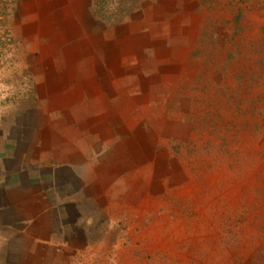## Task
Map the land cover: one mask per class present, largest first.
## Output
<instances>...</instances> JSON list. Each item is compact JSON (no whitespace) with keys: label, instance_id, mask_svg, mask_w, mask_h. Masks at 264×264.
I'll return each instance as SVG.
<instances>
[{"label":"rangeland","instance_id":"1","mask_svg":"<svg viewBox=\"0 0 264 264\" xmlns=\"http://www.w3.org/2000/svg\"><path fill=\"white\" fill-rule=\"evenodd\" d=\"M92 1L12 0L0 155L32 170L40 147L47 163L73 138H107L112 167L145 173L154 217L176 227L179 264H264V0H139L105 25ZM11 235L0 224V264Z\"/></svg>","mask_w":264,"mask_h":264},{"label":"crops","instance_id":"2","mask_svg":"<svg viewBox=\"0 0 264 264\" xmlns=\"http://www.w3.org/2000/svg\"><path fill=\"white\" fill-rule=\"evenodd\" d=\"M53 140L45 137L40 142ZM108 144L107 138L83 134L55 149L47 163L40 147L38 169L32 170L13 148L2 152L0 224L12 232L7 263L33 257L39 264H58L57 259L65 257L66 264H99L94 260L98 258L103 264H148L157 249L165 248L171 253L167 263L179 264L180 246L170 242L176 227L154 217L155 196L141 176L145 173L114 169ZM17 159L18 168L12 169L11 161ZM149 179L152 184L153 175ZM44 180L48 187H43ZM81 257L89 260H70Z\"/></svg>","mask_w":264,"mask_h":264},{"label":"trees","instance_id":"3","mask_svg":"<svg viewBox=\"0 0 264 264\" xmlns=\"http://www.w3.org/2000/svg\"><path fill=\"white\" fill-rule=\"evenodd\" d=\"M139 0H93L91 17L98 23H120L128 16L134 14ZM232 2L235 0H227ZM12 0H0V32L6 26L10 14ZM258 186L264 190V181L258 179Z\"/></svg>","mask_w":264,"mask_h":264}]
</instances>
